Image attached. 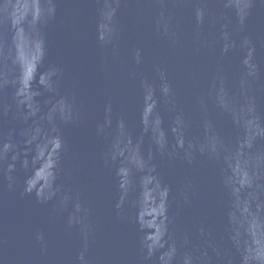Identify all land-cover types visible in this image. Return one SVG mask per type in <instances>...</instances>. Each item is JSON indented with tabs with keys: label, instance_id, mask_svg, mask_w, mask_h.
Returning <instances> with one entry per match:
<instances>
[{
	"label": "water",
	"instance_id": "water-1",
	"mask_svg": "<svg viewBox=\"0 0 264 264\" xmlns=\"http://www.w3.org/2000/svg\"><path fill=\"white\" fill-rule=\"evenodd\" d=\"M0 264H264V0H0Z\"/></svg>",
	"mask_w": 264,
	"mask_h": 264
}]
</instances>
